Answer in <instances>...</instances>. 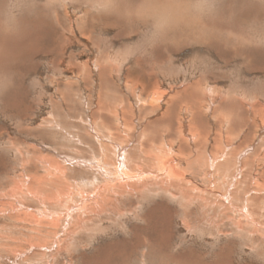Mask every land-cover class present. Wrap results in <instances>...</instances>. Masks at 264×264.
Returning <instances> with one entry per match:
<instances>
[{"label":"rangeland","instance_id":"1","mask_svg":"<svg viewBox=\"0 0 264 264\" xmlns=\"http://www.w3.org/2000/svg\"><path fill=\"white\" fill-rule=\"evenodd\" d=\"M0 264H264V0H0Z\"/></svg>","mask_w":264,"mask_h":264},{"label":"bare ground","instance_id":"2","mask_svg":"<svg viewBox=\"0 0 264 264\" xmlns=\"http://www.w3.org/2000/svg\"><path fill=\"white\" fill-rule=\"evenodd\" d=\"M104 63V62H103ZM112 64H113V62H112ZM183 90V89H182ZM116 116V115H115ZM154 121V120H153ZM182 129H181V131H183V135H187V133H186V126H183L182 125ZM94 129V128H93ZM171 133V132H170ZM130 137V136H129ZM196 137H197V135H196ZM189 138V137H188ZM194 140V139H193ZM103 141V140H102ZM190 142H192V141H190ZM134 145V144H133ZM121 147V146H120ZM160 147V146H159ZM116 149V148H115ZM114 149V150H115ZM117 149H118V147H117ZM128 149V148H127ZM127 149H125V151H124V148H123V150H122V152L124 151V152H127ZM120 150H121V148H120ZM120 150L118 151V153H119V157L121 156V154H122V152H120ZM162 152V151H161ZM44 153V152H43ZM132 153V152H131ZM117 154V153H116ZM127 154V153H126ZM112 155H114L113 153H112ZM130 155H132V154H130ZM117 157H118V155H116ZM115 156V157H116ZM177 156V155H176ZM116 157V158H117ZM123 157V156H122ZM121 157V158H122ZM126 157V156H125ZM125 157H123V158H125ZM156 157V156H155ZM154 157V159H156ZM113 158V157H112ZM120 158V159H121ZM223 158V157H222ZM148 159V158H147ZM119 160V159H118ZM125 160V159H124ZM95 161H97V160H95ZM122 161V160H121ZM120 162V161H119ZM123 162V161H122ZM133 162V161H132ZM214 162V161H213ZM50 163V162H49ZM97 163H99V162H97ZM121 163V162H120ZM153 163V162H152ZM162 163V162H161ZM174 163V162H173ZM207 163V162H206ZM75 164V163H74ZM123 164V163H122ZM176 164V163H175ZM217 164V163H216ZM114 165V164H113ZM118 165V164H117ZM121 165V164H120ZM135 165V164H134ZM214 165V164H213ZM259 165V164H258ZM132 166V165H131ZM138 166V165H137ZM217 166V165H216ZM215 166V167H216ZM87 167V166H86ZM96 168H97V166H95ZM162 167L163 166H161V165H159L158 166V168H156V170L157 171H161L162 170ZM177 167V166H176ZM239 167V166H238ZM98 168H100V167H98ZM112 169H113V167H112ZM142 169V168H141ZM179 169V168H178ZM125 170H126V168H125ZM131 170H133V169H131ZM145 170V169H144ZM172 170H174L173 168H172ZM172 170L169 168V171L167 172V174L165 173V175H167L168 177H174L172 180H168V181H166V182H163V183H168V184H162V183H157V181H156V179H155V183L154 184H145V183H143V181H142V183H140V184H135L136 182H137V180L139 179V180H144V176H142L141 175V177H136V174L134 173V176L130 179V180H132V182H127V181H125L126 179H118L119 180V182L117 181V184L116 185H112V186H107V187H105V188H103V187H99L98 186V188L92 193V195H90V197L88 198V200L89 201H92L93 202V215H99V214H101L102 212H104L103 210L106 208V207H108V206H111L115 201H116V198H117V194L120 192V191H123V190H126V191H128V193H129V191L130 190H132V192L135 190V192H143L144 190H147V189H156V188H160V189H162L163 191H167V190H172L173 192L171 193L172 194V196H174V193L175 192H177V194L182 198V199H185V200H187V202H188V200H190L191 199V196H190V194H188L187 192L188 191H191V188H189L187 185H185L186 184V182H185V184L183 183L182 184V180L179 178V179H176V177L173 175V174H175L174 172H173V174H172ZM116 171V170H115ZM146 171V170H145ZM50 172H52L51 170H50ZM129 172V171H128ZM127 172V174L129 175V173L131 172H129L128 173ZM135 172V171H134ZM99 173V172H98ZM122 173V172H121ZM141 173V172H140ZM182 173V172H181ZM126 174V175H127ZM138 174V173H137ZM142 174V173H141ZM156 174H158V173H156ZM51 175V174H50ZM124 175H125V173H124ZM127 175V176H128ZM130 175H131V173H130ZM162 175V174H161ZM176 175H178V174H176ZM119 176V175H118ZM117 176V177H118ZM127 176L126 177H123V175L121 176L122 178H127ZM149 176V175H148ZM148 176H145L146 178L148 177ZM179 176V175H178ZM205 176V175H204ZM248 176V175H247ZM180 177V176H179ZM182 178V177H181ZM106 179H108V178H106ZM161 179H162V177H161ZM129 180V179H128ZM136 180V182H133V181H135ZM95 181V180H94ZM53 182V181H52ZM115 182V181H114ZM254 182V181H253ZM57 183V182H56ZM51 184V183H50ZM238 184V183H237ZM165 185V186H164ZM183 185H185V186H183ZM138 186H140V187H138ZM244 186V185H243ZM70 187V186H69ZM194 187V186H193ZM195 188V187H194ZM194 188H192V189H194ZM221 188V187H220ZM71 189V188H70ZM69 189V190H70ZM199 190V189H198ZM175 191V192H174ZM237 191H238V189H237ZM124 192V191H123ZM168 192V191H167ZM199 191H197V188L195 189V190H193L192 191V193H198ZM36 193V192H35ZM79 193V192H78ZM110 193V194H109ZM121 193V192H120ZM119 193V194H120ZM190 193V192H189ZM80 194V193H79ZM85 194V193H84ZM123 194V193H122ZM205 194V193H204ZM38 195V194H37ZM60 195H62V194H60ZM81 195V200H82V202L80 203V204H82V203H84V201H86V199H84V195L83 194H80ZM121 195V194H120ZM126 195V194H125ZM130 195V194H129ZM201 195H202V193H201ZM237 195V194H236ZM220 196V200H221V202H222V204L223 203H225L226 204V207H227V209H226V211L227 212H229L228 210H232V209H234V210H237V206H236V208L229 202V201H226L225 199H223L222 197V195L220 194L219 195ZM71 197V196H70ZM116 197V198H115ZM198 197H200L199 198V200L201 201V199H202V197L201 196H198ZM233 197V196H232ZM49 199V198H48ZM204 199V198H203ZM227 199V198H226ZM248 199V198H247ZM68 200V199H67ZM205 200H207V199H205ZM231 200V199H230ZM48 201V200H47ZM67 202V201H66ZM71 202V201H70ZM208 202V201H207ZM243 202V201H242ZM91 203V202H90ZM204 205H207L206 203H204V201L202 202ZM234 203V202H233ZM236 203V202H235ZM261 203V202H260ZM68 204V203H67ZM71 204V203H70ZM70 204H68V205H70ZM221 204V205H222ZM73 205V204H72ZM92 205H90V206H92ZM20 206V205H19ZM219 207H220V205H218ZM250 206V205H249ZM78 207V206H77ZM81 207V206H80ZM85 207H86V205H83L82 206V208L85 210V211H87L86 209H85ZM218 207V208H219ZM243 207V206H242ZM87 208V207H86ZM221 208V207H220ZM222 208H223V206H222ZM221 208V209H222ZM229 208V209H228ZM243 209V208H242ZM80 210V209H79ZM89 210H91V209H88V211ZM224 210H225V208H224ZM48 211H49V209H48ZM242 211V213L243 214H245V216H247L248 217V214H246V213H244L245 211L244 210H241ZM51 212V211H50ZM81 212H83V211H81ZM113 212V211H112ZM13 213V212H12ZM52 213V212H51ZM57 214H59V213H57ZM63 214V213H62ZM81 214V213H80ZM84 214V213H83ZM55 215H56V213H55ZM75 215V214H74ZM91 215V214H90ZM36 216V215H35ZM51 216V215H50ZM242 216V215H241ZM73 217H75V216H73ZM73 217L71 218V219H73ZM84 217V216H83ZM41 219V218H40ZM217 219V218H216ZM35 220V219H34ZM34 220H32V221H34ZM57 220H59V219H57ZM68 220H70V219H68ZM75 220V219H74ZM243 220V219H242ZM241 220V221H242ZM37 221V220H36ZM51 221V220H50ZM49 221V222H50ZM28 222V221H27ZM30 222V221H29ZM52 222V221H51ZM89 222V221H88ZM92 222V221H91ZM42 223V222H41ZM48 223V222H47ZM72 223V222H71ZM75 225L74 226H76V228H81V227H83L84 225H86V222H85V220L83 219L82 220V218L81 217H78V220H76L75 221ZM31 224V223H30ZM40 225V224H39ZM246 225H248V224H246ZM36 226V225H35ZM74 226H72L73 228H74ZM87 226V225H86ZM39 227V226H38ZM64 227V226H63ZM85 227V226H84ZM71 230V229H70ZM75 232V231H74ZM67 233V232H66ZM68 235V234H67ZM73 236V235H72ZM56 237V236H55ZM71 238V237H70ZM55 239V238H54ZM71 240V239H70ZM43 244H44V242H43ZM47 244V243H46ZM45 244V245H46ZM63 251V250H62ZM121 255V254H120ZM116 258H118L117 256H116ZM122 260H123V258H121ZM118 260V259H117ZM119 260H120V258H119ZM121 263V262H120Z\"/></svg>","mask_w":264,"mask_h":264}]
</instances>
